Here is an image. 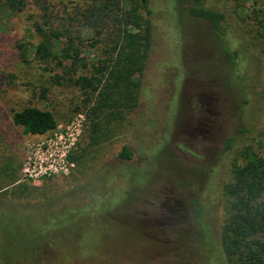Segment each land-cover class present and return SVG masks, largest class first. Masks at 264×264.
I'll list each match as a JSON object with an SVG mask.
<instances>
[{
	"label": "rangeland",
	"instance_id": "1",
	"mask_svg": "<svg viewBox=\"0 0 264 264\" xmlns=\"http://www.w3.org/2000/svg\"><path fill=\"white\" fill-rule=\"evenodd\" d=\"M175 1L150 0L153 52L138 107L101 111L97 144L83 91L69 81L57 84L64 70L37 59L45 39L38 28L81 41L86 65L68 75L78 78L105 60L116 17L84 19L85 0H25L21 12L0 9V210L32 211L39 202L47 213L82 211V229L71 241H95L114 221L152 243L149 251L144 242L124 251L123 242H59L55 251L35 256L33 245L46 242H0V264H229L221 232L233 214L229 190L234 164L243 161L238 150L264 143V0H207L226 15L222 36L210 23L183 15L192 0ZM25 106L51 111L58 127L25 133L13 121ZM240 129L250 137L241 138ZM60 140L70 145L74 166L28 179L38 151ZM126 145L132 161L118 159ZM257 238L264 241V233ZM123 251L128 260L115 257Z\"/></svg>",
	"mask_w": 264,
	"mask_h": 264
},
{
	"label": "trees",
	"instance_id": "2",
	"mask_svg": "<svg viewBox=\"0 0 264 264\" xmlns=\"http://www.w3.org/2000/svg\"><path fill=\"white\" fill-rule=\"evenodd\" d=\"M85 1L82 12L84 19L92 22L96 18L112 14L117 21L110 46L105 52L106 58L95 68V72L91 76L78 78L68 76L76 73L78 65H86L82 64L79 49L81 41L76 43V38L70 32L38 28V32L45 39L38 44L36 57L43 63L55 61L56 65L64 70L68 77L56 75L57 84L69 81L83 91L90 108V126L94 135L91 140L93 144H97L101 111L138 107L140 79L153 52L154 23L150 18V0ZM206 2L207 0H192V6L183 15L210 23L215 33L222 36L226 15L209 7ZM179 3L181 0L175 1V4ZM25 4V0H0V9L7 7L12 11L21 12ZM260 22L264 31V11ZM18 47L22 57L26 59L27 47L22 44ZM175 59L180 62L178 57ZM13 121L30 135H44L58 127L54 113L31 106L15 111ZM248 132L250 133L246 129H240L239 135L248 139ZM234 142L235 137L227 140L230 150L234 148ZM238 154L242 155L243 161L241 164H234L236 178L229 190L234 199L233 214L222 229L221 245L229 264H264V241L257 238L259 234L264 233V143L260 144L258 150L243 149L238 150ZM118 159L132 161L135 159V153L126 145L119 152ZM31 209L33 210L29 211L25 207L20 210L13 205L0 210V242H46L44 245H33L32 254L35 256L43 255L47 250L55 251L59 242H123L124 251L134 242H144L148 246L152 244L137 230L121 227L114 221L108 222L101 236L95 241L84 238L81 241H71L70 235L82 229L79 219L82 211L47 213L39 202ZM149 249L150 246L148 251ZM124 251L115 257L121 256L128 260L129 255Z\"/></svg>",
	"mask_w": 264,
	"mask_h": 264
},
{
	"label": "built area",
	"instance_id": "3",
	"mask_svg": "<svg viewBox=\"0 0 264 264\" xmlns=\"http://www.w3.org/2000/svg\"><path fill=\"white\" fill-rule=\"evenodd\" d=\"M49 147L45 150L38 151L40 156L28 164L26 176L28 179L40 180L61 173H67L74 164L69 161L70 145H65L62 140L59 142L51 141Z\"/></svg>",
	"mask_w": 264,
	"mask_h": 264
}]
</instances>
